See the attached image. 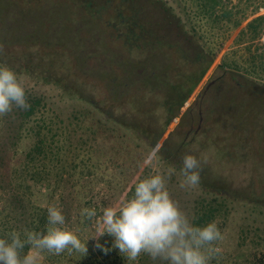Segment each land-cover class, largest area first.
I'll list each match as a JSON object with an SVG mask.
<instances>
[{
  "label": "rangeland",
  "instance_id": "rangeland-1",
  "mask_svg": "<svg viewBox=\"0 0 264 264\" xmlns=\"http://www.w3.org/2000/svg\"><path fill=\"white\" fill-rule=\"evenodd\" d=\"M153 1L0 0V66L14 70L25 89L42 97L31 116L22 118L16 108L0 116V153H11V187H19L26 206L30 201L58 207L64 227L88 241L86 256L45 252L43 264H129L117 257L108 234L99 243L109 242L110 250L101 253L91 239L94 225L81 213L95 208L100 215L105 207L121 205L139 181L156 174L166 176L172 198L193 223L215 208L200 226L214 221L223 236L210 264H264V21L246 26L244 35L234 26L263 15L264 0H221L216 15L225 8L233 14L218 24L202 15L197 0H166L186 22L191 43L173 30L167 36L159 32L154 42L131 40L132 45L126 39V23L134 15L130 6L142 12L140 23L153 28L162 19ZM158 39L175 45L156 46ZM200 53L214 61L166 126L167 109L175 105L167 102V88L183 82L176 93L187 91ZM129 62L141 65L130 72ZM26 66L63 77L81 96L70 99L54 84L31 79ZM129 125L154 131L152 141L166 128L153 148ZM164 144L173 149L169 165L157 154ZM186 154L203 161V180L215 179V190L224 189L225 198L201 184L180 187ZM0 197L3 205V190ZM7 219L0 216V225Z\"/></svg>",
  "mask_w": 264,
  "mask_h": 264
},
{
  "label": "clouds",
  "instance_id": "clouds-1",
  "mask_svg": "<svg viewBox=\"0 0 264 264\" xmlns=\"http://www.w3.org/2000/svg\"><path fill=\"white\" fill-rule=\"evenodd\" d=\"M3 46L0 45V54ZM30 107L23 84L17 73L0 66V116L10 114L14 108ZM203 161L195 155L182 157L180 187L199 185ZM170 178V174L169 177ZM163 174L149 176L134 187V194L121 205H110L98 215L95 208L83 209L81 215L94 225L91 239L105 254L110 249L99 243L105 234L114 238L112 247L118 249L129 264L143 254L160 264H210L220 252L216 243L223 239L216 222L196 226L188 214L181 210L166 186ZM66 217L56 206L47 209V229L44 232L12 231L0 238V264H43L44 253L60 255L65 250L88 254V241L64 227ZM28 251L25 253V248Z\"/></svg>",
  "mask_w": 264,
  "mask_h": 264
},
{
  "label": "trees",
  "instance_id": "trees-1",
  "mask_svg": "<svg viewBox=\"0 0 264 264\" xmlns=\"http://www.w3.org/2000/svg\"><path fill=\"white\" fill-rule=\"evenodd\" d=\"M197 1L200 2L199 8L202 11L201 12L202 15L210 16L211 21L213 20L215 24H218L221 19L230 20L228 18H230L231 15L233 14L230 9L225 8L223 9L219 17L218 15H216L217 8L222 3L221 0H197ZM153 3L156 4V7L158 6V3H159L160 8H161L160 18L162 17L161 21L158 20L156 22H153V26H154L153 28H152V24H150L151 27H147L148 23H146L145 26L142 23H140L139 21L142 20V12H140L139 8L138 9L134 8L135 7L134 5L130 6V9L133 11L134 15L132 16V19H130L128 23H126V26H127L126 39L128 40V42H131L132 45L133 43L131 40H133L135 44L139 43L142 37L146 39L147 43L154 42L152 41L151 38L152 37L158 38L159 32H164L161 35L167 36L168 32L173 31V30L175 32L177 30L179 34L182 33V35L186 36L184 39V41L187 42L186 44L188 43L190 44L191 38L188 37L189 30L187 29V24L184 21V19H182V17L178 13H176L175 8L172 5H169L168 1L166 0H155L153 1ZM90 4L91 3L88 2L86 4V7H89ZM213 16L214 18H212ZM255 21H260V22L264 21V14L259 15L258 17L252 19L247 24V26L252 28L253 23ZM242 23H243L242 20H237L234 23V26L239 27L242 25ZM136 30H139V31H136ZM154 32H156V34H154ZM153 44H157L156 46L175 45V43H173V41L169 39L166 42H163L160 39H158L156 43H153ZM181 51L185 53L186 48L183 47ZM80 56L83 58L86 57L85 54H81ZM86 58L84 60H86ZM194 61L200 62L201 65L199 67L198 73L195 75L194 79H192V84L190 86L188 84L187 91H183V92L181 91V92L176 93L177 88H179L181 85H182V89H184L183 82H181L179 86L177 85L172 86V87L169 86L167 88V91H166V97L168 98L167 102L168 103L174 102L175 105L174 107H170L167 109L170 114L169 116H167V120L165 122L166 126L169 125V122L173 119V117H175L179 113V110L183 106V103L185 102V100L189 97V94L194 90V88L197 86L199 81L202 79L204 73L212 65L214 61V56H210V55L207 56V55L200 53L195 57ZM129 65L131 68L130 72H134L135 68L141 65V62H136V63L129 62ZM29 67L30 66H26L23 72L27 74L31 79L41 80L44 85L54 84V86L59 89V92L62 95H64L65 97L67 96L70 99L75 96L76 97L81 96L79 95L78 90L76 88L69 86L67 82H65L63 77H55L53 75L47 74V71L43 69H39L38 71H36V73H34L33 67L32 68L30 67V69ZM134 74L135 76L137 75L136 78L139 77L140 76L139 69ZM185 81L190 83L191 79H186ZM25 91H26V96H27L28 103L30 104V107L27 110L16 109V112L22 118H25L27 116H31L32 114H34L36 110L42 104V97H40L39 95H34V93L29 88H26ZM166 126L165 127L163 126V128L160 129L159 131L160 133L155 134L157 136L153 139V141H152L151 136L154 135V131L152 132L148 128L145 129L142 127L134 128V127H131L130 125L127 127L133 128V131L135 130V132L138 133L139 138H141L142 140H145L146 142H149V145L155 148L157 146V142L159 141V139L162 137L163 133L165 132ZM172 150L171 148H168L166 144H164L161 148L157 150V154L162 158L165 165H169L171 163V158L173 156ZM10 163H11V153L7 155H3L2 153H0V192L2 190L4 192L3 205H0V216L8 217L7 219L8 221L0 225V238H4L7 233H10L12 231H17L23 234L25 230H29V231L44 232L46 234L47 208L37 207L30 201L28 203L29 205L26 206L25 204L26 196L19 190V187L17 188L11 187L12 183L9 179L10 177L9 168L11 166ZM175 168L179 169L181 168V166H178V164H175ZM203 174H204V171L201 170L200 172L201 180L199 184L205 187L208 186L207 190L212 191L215 197L225 198L226 197L225 195H227V193L224 189L218 188L217 190H215L217 188L216 185L218 182L215 179H212V177L207 178L208 180L205 179L206 181L205 182L202 177ZM214 210L215 208H212L208 210V213L204 212L202 215H199L197 220H195L194 224L196 226H201L203 224H206L207 221L210 218H212V214ZM109 238H112L111 241L108 239V241L112 243L114 238L111 237L110 235H109ZM106 244H107L106 245L107 247L110 243L108 242ZM116 250H117V254H116L117 257L119 259L123 258L124 256L120 254L119 250L118 249ZM24 251L26 253L28 251V248L26 247ZM101 253L104 254L102 250H101ZM137 261H141L140 264H143L144 261H150L151 264L154 262L147 255L140 256ZM158 264H160V262H158ZM231 264H240V263L236 261H231Z\"/></svg>",
  "mask_w": 264,
  "mask_h": 264
},
{
  "label": "crops",
  "instance_id": "crops-1",
  "mask_svg": "<svg viewBox=\"0 0 264 264\" xmlns=\"http://www.w3.org/2000/svg\"><path fill=\"white\" fill-rule=\"evenodd\" d=\"M256 15H257V14H256ZM260 15H261V14H260ZM254 18H256V17H254V16H252V17H249V19L247 20V22H248V21H250V20H252V19H254ZM247 22H246V23H244L243 25H241V26L238 28V30H239V31H238V33H237V34H239V33H240L241 35H244L245 33H247V32H248V29H247V27H246V26H247V24H248Z\"/></svg>",
  "mask_w": 264,
  "mask_h": 264
},
{
  "label": "flooded vegetation",
  "instance_id": "flooded-vegetation-1",
  "mask_svg": "<svg viewBox=\"0 0 264 264\" xmlns=\"http://www.w3.org/2000/svg\"><path fill=\"white\" fill-rule=\"evenodd\" d=\"M196 131H197V130H196ZM196 131H195V132H196Z\"/></svg>",
  "mask_w": 264,
  "mask_h": 264
}]
</instances>
